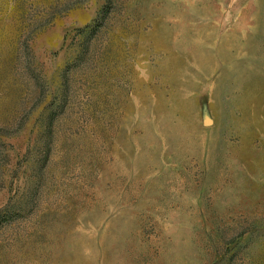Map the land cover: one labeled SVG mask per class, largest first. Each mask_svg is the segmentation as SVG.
<instances>
[{"label":"rangeland","instance_id":"1","mask_svg":"<svg viewBox=\"0 0 264 264\" xmlns=\"http://www.w3.org/2000/svg\"><path fill=\"white\" fill-rule=\"evenodd\" d=\"M0 264H264V0H0Z\"/></svg>","mask_w":264,"mask_h":264},{"label":"trees","instance_id":"2","mask_svg":"<svg viewBox=\"0 0 264 264\" xmlns=\"http://www.w3.org/2000/svg\"><path fill=\"white\" fill-rule=\"evenodd\" d=\"M14 217H13V215L12 214H7V215H2V214H0V222H3V221H1L2 219H5L6 221H9V220H11V219H13Z\"/></svg>","mask_w":264,"mask_h":264}]
</instances>
